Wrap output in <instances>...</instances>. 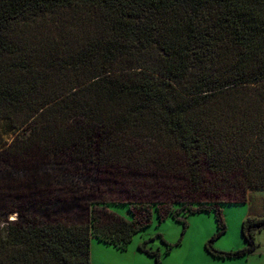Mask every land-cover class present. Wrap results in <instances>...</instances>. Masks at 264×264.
<instances>
[{
  "label": "trees",
  "instance_id": "trees-1",
  "mask_svg": "<svg viewBox=\"0 0 264 264\" xmlns=\"http://www.w3.org/2000/svg\"><path fill=\"white\" fill-rule=\"evenodd\" d=\"M0 120L15 135L0 149L11 166L66 155L119 185L96 188L83 222L33 212L56 191L42 180L0 185L20 205L3 200L0 264H92L93 238L127 249L154 207L185 228L179 210L214 212L207 250L246 256L264 216L244 219L245 247L214 242L221 205L264 188V0H0Z\"/></svg>",
  "mask_w": 264,
  "mask_h": 264
},
{
  "label": "rangeland",
  "instance_id": "rangeland-1",
  "mask_svg": "<svg viewBox=\"0 0 264 264\" xmlns=\"http://www.w3.org/2000/svg\"><path fill=\"white\" fill-rule=\"evenodd\" d=\"M33 33L41 37L39 31ZM69 46L73 48L79 45L73 41ZM59 47L60 52L65 51L63 43H60ZM14 138V133L0 120V149L10 145ZM37 156L40 157L39 154ZM45 158L43 156L40 160L30 163L29 170H26L25 162L17 164L19 167H14L0 158V185L6 186L12 182L13 185L27 184L32 188L31 185L35 184L33 182L42 180L43 186L48 188L45 187L44 190L56 188L54 194L49 197L50 201L45 198L31 208L40 218L56 217L83 222L87 215L86 205L97 199L96 188L100 187L99 185H103L102 189L107 191H110L109 188L119 187L117 182L114 184L104 179L108 174L100 171L98 166L85 164L81 158L66 155L54 156L53 160ZM20 187L17 186L16 189ZM73 188L77 189L74 193L71 192ZM111 199L118 201L123 198L114 196ZM3 200L10 203L7 209L20 206L13 204L10 198ZM3 200H0V211L5 210ZM109 208L120 214L128 212V205L112 204ZM221 208L227 232L214 242V247L223 251L243 248L246 246L243 235L244 219L247 216H264V188H250L246 202L225 203ZM179 213V217L187 221L186 228L182 221L172 217L161 220L157 208L154 207L150 225L134 236L127 249L92 239V264H156L153 256L139 249V244L144 240L148 241L147 248L160 251L161 264H264V229L255 234L258 247L254 252L240 258L222 259L213 256L206 248V243L218 231L215 213L190 214L182 210H179ZM0 215L6 216L3 213ZM8 217L13 219L17 214L12 212ZM163 239L174 244L168 253Z\"/></svg>",
  "mask_w": 264,
  "mask_h": 264
},
{
  "label": "crops",
  "instance_id": "crops-1",
  "mask_svg": "<svg viewBox=\"0 0 264 264\" xmlns=\"http://www.w3.org/2000/svg\"><path fill=\"white\" fill-rule=\"evenodd\" d=\"M94 239V238H93Z\"/></svg>",
  "mask_w": 264,
  "mask_h": 264
}]
</instances>
